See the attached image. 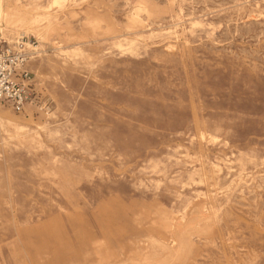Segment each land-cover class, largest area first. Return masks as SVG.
<instances>
[{
    "label": "rangeland",
    "instance_id": "obj_1",
    "mask_svg": "<svg viewBox=\"0 0 264 264\" xmlns=\"http://www.w3.org/2000/svg\"><path fill=\"white\" fill-rule=\"evenodd\" d=\"M22 37L0 264H264V0H0Z\"/></svg>",
    "mask_w": 264,
    "mask_h": 264
},
{
    "label": "built area",
    "instance_id": "obj_2",
    "mask_svg": "<svg viewBox=\"0 0 264 264\" xmlns=\"http://www.w3.org/2000/svg\"><path fill=\"white\" fill-rule=\"evenodd\" d=\"M34 45L25 37L14 42L0 39V105L10 106L17 113L24 112L34 101L31 98L34 77L27 69Z\"/></svg>",
    "mask_w": 264,
    "mask_h": 264
}]
</instances>
